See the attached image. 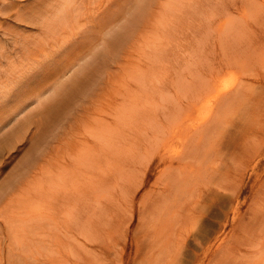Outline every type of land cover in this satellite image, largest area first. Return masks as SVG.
<instances>
[{"label": "bare ground", "instance_id": "1", "mask_svg": "<svg viewBox=\"0 0 264 264\" xmlns=\"http://www.w3.org/2000/svg\"><path fill=\"white\" fill-rule=\"evenodd\" d=\"M27 1L31 3L12 15L39 31L29 46L22 41L18 45L32 56V73L37 74L40 65L49 66L53 80L39 92L38 106L19 121L22 126L33 120L42 126V135L28 145L23 167L33 161L32 153L40 149L52 126L60 125L72 105L86 103L90 88L115 65L122 73L116 116L103 135L108 140L115 136L128 158L148 168L154 165L162 181L155 203L162 215L185 196L203 198L204 192L211 200L218 190L214 186L226 189L227 199L235 200L249 172L264 177V82L255 86V79L249 78L264 77V0H169L165 7L171 6V15H158L156 0ZM21 26L14 23L12 28ZM34 42L37 49L31 48ZM15 81L13 77L0 85L9 86L0 92L3 99L18 87L13 86ZM24 107L9 120L24 113ZM14 132L1 139L3 144H16ZM1 151L0 147V155ZM95 161L91 158L89 163ZM209 170L222 171L226 178L213 175L202 180ZM254 184L255 200L263 199L264 183ZM89 195L78 199L73 212L75 224L82 228L90 220L85 217L91 215L86 211L91 208ZM191 209L193 224L202 214L196 215L197 207ZM237 220L236 215L231 219ZM24 237L16 235L26 247L38 239L31 233L25 243ZM35 248L48 250L42 241ZM25 264L50 263L28 254Z\"/></svg>", "mask_w": 264, "mask_h": 264}, {"label": "rangeland", "instance_id": "2", "mask_svg": "<svg viewBox=\"0 0 264 264\" xmlns=\"http://www.w3.org/2000/svg\"><path fill=\"white\" fill-rule=\"evenodd\" d=\"M156 1L158 15H171V6L165 7L169 0ZM28 3L31 1L0 0V85L15 77L13 86H18L6 99L0 94V264H25L28 254L50 264H256L254 260L264 264V256L260 260L264 255V198L254 197V183H264L263 176L249 172L235 200L229 201L230 192L214 186L218 190L211 200L203 192V198H181L164 210L165 215L156 208L162 181L154 165L148 168L144 162L128 158L115 136L108 140L103 135L116 116L114 102L122 73L115 65L90 88L86 103L72 105L60 125L52 126L55 132L51 128L45 134L40 149L32 153L33 161L22 166L28 145L42 135V126L34 120L22 126L19 121L38 106L39 92L53 80L49 66L40 65L33 74L32 56L18 45L22 41L29 46L39 31L12 15ZM4 5H12L14 10L8 11ZM14 23L22 26L14 29ZM37 47L35 42L31 44V48ZM9 68L16 69L15 73ZM249 78L255 79V86L264 82L262 74ZM7 87L0 86V92ZM21 106L27 108L25 112L9 120ZM13 129L16 144H3L1 139ZM91 158L96 161L89 163ZM213 175L226 178L222 171L209 170L202 180L209 181ZM100 176L105 181L100 182ZM88 195L91 208L86 211L91 215L85 216L90 220L82 228L75 224L73 212L78 199ZM194 207L202 217L190 224ZM234 215L240 218L235 223L231 221ZM31 233L38 239L27 247L16 238L24 234L28 243ZM37 241L48 250L38 251Z\"/></svg>", "mask_w": 264, "mask_h": 264}]
</instances>
